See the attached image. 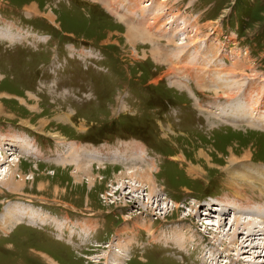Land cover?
<instances>
[{"label": "rangeland", "instance_id": "obj_1", "mask_svg": "<svg viewBox=\"0 0 264 264\" xmlns=\"http://www.w3.org/2000/svg\"><path fill=\"white\" fill-rule=\"evenodd\" d=\"M3 1L42 16L59 36L56 44L28 37L36 51L51 54L37 66L38 82L44 84L43 73L49 82L66 79L77 73V65H66L77 61L86 102L73 103L75 110L73 97L61 100L51 85L30 86V76L10 70V61H3L4 74L0 65V144L14 145L0 151V178L20 156L7 187L18 191L0 183V215L13 202L42 218L37 225L0 221V264H264L262 237L241 248L248 231L239 228L238 245H230L231 225L241 216L234 208L254 204L243 214L264 223V0H68V8L65 0ZM0 36L10 37L1 29ZM65 39L80 58L68 57ZM3 59L19 62L13 53ZM64 113L80 116L76 125ZM251 115L258 119L249 124ZM107 121L113 124L93 136ZM20 128L36 135L40 149L52 145L51 136L53 148L39 153ZM71 138L84 147L97 141L104 155ZM247 152L252 159L231 164ZM148 170L155 179L149 186L140 177ZM213 197L223 199L221 210L203 212L217 204L208 201Z\"/></svg>", "mask_w": 264, "mask_h": 264}, {"label": "bare ground", "instance_id": "obj_2", "mask_svg": "<svg viewBox=\"0 0 264 264\" xmlns=\"http://www.w3.org/2000/svg\"><path fill=\"white\" fill-rule=\"evenodd\" d=\"M36 4V3H35ZM29 7V6H28ZM30 8H31V6H30ZM29 8V9H30ZM33 9V8H32ZM31 9V10H32ZM36 11H37V9H36ZM151 11V10H150ZM149 12V11H148ZM119 14V13H118ZM148 14H150V13H148ZM147 14V15H148ZM121 16V15H120ZM122 17V16H121ZM148 18V16L146 17V19ZM142 20V19H141ZM138 21H140V18L138 19ZM134 26H136L137 24L135 23V24H133ZM146 28H148V29H146V32L147 33H149V34H152L151 32H153L152 30H151V28L149 27V26H147ZM132 30V29H131ZM5 31H7V29L5 30ZM167 32H169V31H167ZM173 35H170V37L172 36L173 38H174V33H172ZM138 35V34H137ZM159 35V34H158ZM130 36V35H129ZM139 36V35H138ZM180 83H181V81H180ZM228 89V88H227ZM230 114H228V116H229ZM225 117V116H224ZM230 117V119L229 120H231V119H233V118H235V119H233L232 120V122L233 123H241L240 121H239V119H237L238 117H235L234 115H230L229 116ZM237 119V120H236ZM256 119H258V118H256V117H253V115H251L250 116V118H248V120H247V122L250 124L251 123V120H256ZM261 120V119H260ZM257 124H258V122H256ZM23 124V123H22ZM25 124V123H24ZM260 124V123H259ZM260 125H264V123L262 124H260ZM29 126V125H28ZM253 126V125H252ZM42 132V131H41ZM20 142V141H19ZM70 143V142H69ZM35 145V144H34ZM9 146L11 147V148H13L14 147V145H10V144H8V145H1L0 144V151H3V150H5V149H7V151L8 150H10V149H8L9 148ZM16 146H18V144L16 143ZM76 146V145H75ZM79 145L77 144V146L76 147H78ZM6 147H8V148H6ZM78 148H80L81 149V146L80 147H78ZM37 149V148H36ZM38 151H39V149H37ZM96 149H93V150H90V151H95ZM10 151H12V150H10ZM19 151V150H18ZM1 153V152H0ZM16 153V152H15ZM34 153V152H33ZM39 153H40V151H39ZM88 153V152H87ZM99 153V152H98ZM3 154V153H2ZM83 154V153H82ZM100 154V153H99ZM101 155V154H100ZM117 155V154H116ZM61 156V155H60ZM102 156V155H101ZM1 157V156H0ZM20 157V156H19ZM19 157L17 156V158H12L13 160V164H14V166L12 167L11 166V168L5 173V174H3V176H6V178L5 179H2L3 177H1L0 178V183L2 184V186H4V187H8L9 186V182H11V183H14V179L11 177V175H12V173L18 168V164L17 163H20V159H19ZM103 157V156H102ZM179 158H180V156H179ZM182 158V157H181ZM180 158V159H181ZM248 159H252L251 158V154H250V152H247V153H245V154H243L242 155V157H240V159L237 157V156H232L231 158H230V162H231V164L232 163H234V162H236V161H238V160H248ZM23 160V159H22ZM182 160H184V159H182ZM16 161V162H15ZM1 162L3 163V162H5L4 160H0V164H1ZM8 169V168H7ZM9 171H11V173L9 172ZM192 171V170H191ZM153 173L154 172H152V171H150V170H148V171H146V173H143L142 175H140V177L143 179V181L144 182H147L146 184H148V186L149 185H153V184H155V179L152 177V175H153ZM237 173V172H236ZM235 173V174H236ZM234 174V175H235ZM259 174V173H258ZM0 175H1V173H0ZM135 175V174H134ZM137 175V174H136ZM237 175H238V177H240V178H242L243 179V182H244V184H246V182H248L247 180L249 179L250 180V178H249V176L248 175H246V172L245 171H242V172H240V173H237ZM131 176V175H130ZM231 176V175H230ZM135 179V178H134ZM230 179V178H229ZM233 179H234V177L232 178V179H230V182L231 183H233L232 181H233ZM133 180V179H132ZM2 181V182H1ZM134 181V180H133ZM136 182H138V181H136ZM233 184H235V183H233ZM232 185V184H231ZM3 187V188H4ZM247 187V186H246ZM137 188H139V186L137 187ZM242 191H244L245 190V188H243V187H239ZM9 191H12V192H14L15 191V189H13V188H7ZM240 189H238V190H240ZM17 190V189H16ZM138 190V189H137ZM18 191V190H17ZM16 191V192H17ZM241 191V192H242ZM16 192H14V193H16ZM236 195H239V192H237V191H233ZM251 192V191H250ZM230 196V195H229ZM232 198V197H231ZM246 201V200H245ZM12 203V204H11ZM242 203V202H241ZM245 203V202H244ZM23 203H13V202H9V203H7V205H11L10 206V209H9V211H3V213L0 215V221H6L7 222V226L9 227L10 226V223L11 224H13L14 223V221H15V217H16V220L17 219H19V220H23V219H29V223H32V225H37L38 223H41L42 222V218L41 219H34L32 216L33 215H35L36 214V212H34V211H36V210H34L33 209V207H30V206H27V205H22ZM206 204H209V203H206ZM206 204H204V205H206ZM175 205V207L176 208H178V205L175 203L174 204ZM251 206H253L254 207V204H250ZM250 205H242V206H238V207H236V208H234L233 210L235 211V212H233V214H237V213H239V214H241V216H238L237 218H234V221H233V223H232V225H231V229H232V232H233V234H231V236H230V242H231V244L230 245H232V246H236V245H238V241H237V237H235V235H236V233H237V230H239V228L241 229V228H243L244 230H247L248 231V234L243 238V239H245V241H243L241 244H242V246H241V248L243 247V244L246 242V241H252V240H255V239H259V238H257L256 236H258V237H262V238H260V239H264V227H262V228H260L259 227V225H264V223H262V222H260V221H256V220H253V219H251L252 217L248 214V215H244L243 214V212H248V211H251L250 210ZM261 205V204H260ZM208 209H209V207H207ZM205 209L203 212H207L208 214H211V212H215V210L217 209V207H216V209L215 208H212V209H214V210H210V211H208V209ZM221 208H222V206L220 205V203H219V209H218V211H216L215 212V214H217L220 210H221ZM255 208V207H254ZM259 209V208H258ZM262 212H264V206H263V204L261 205V209H260ZM259 210V211H260ZM240 211V212H239ZM254 211V210H253ZM199 213H200V211H198ZM259 213V212H258ZM200 215V214H199ZM225 216V215H224ZM237 216V215H236ZM242 216H245L244 217V220H247V221H242L243 220V217ZM253 216V215H252ZM258 216V215H257ZM260 216H261V214H260ZM255 217V216H254ZM230 218V217H229ZM224 220V219H223ZM24 223H26L25 221H23ZM22 223V222H21ZM28 223V224H29ZM27 224V223H26ZM210 225V224H209ZM222 225H224L223 223H221V222H219V227L218 226H216L218 229L217 230H215V231H220V229L222 228ZM7 226L5 227V228H7ZM40 227H41V225H39ZM38 226V227H39ZM230 228V227H229ZM205 229H211V228H205ZM212 230V229H211ZM230 230V229H229ZM61 234V233H60ZM59 234V235H60ZM47 237V236H46ZM47 238H50V237H47ZM183 238H184V235H182L181 234V237H180V235H178V242L179 243H181V242H183ZM192 239V238H191ZM194 239V238H193ZM189 241V240H188ZM68 242H70L69 240H68ZM177 242V243H178ZM187 242V241H186ZM186 242H184V243H182V245H183V247H185V244H186ZM179 243H178V245H179ZM192 243H193V241H192ZM181 245V246H182ZM261 248H263L264 249V243H262V245H261ZM115 254H116V256L118 257V256H120L119 254H120V252L118 251H115ZM114 254V255H115ZM113 255V256H114ZM180 255V254H179ZM182 256H184V254H181ZM210 255H212V253L210 254ZM214 256V255H213ZM115 257V256H114ZM116 257V258H117ZM119 258V257H118ZM127 258V257H126ZM215 258V257H214ZM113 259V258H112ZM209 259V258H208ZM216 259V258H215ZM215 259H214V261H210V263H212V262H215ZM217 260V259H216ZM113 262V261H112ZM227 262V261H226ZM227 264V263H226Z\"/></svg>", "mask_w": 264, "mask_h": 264}]
</instances>
